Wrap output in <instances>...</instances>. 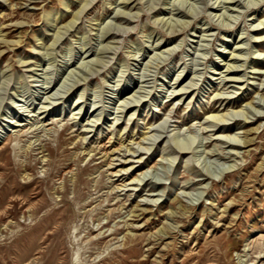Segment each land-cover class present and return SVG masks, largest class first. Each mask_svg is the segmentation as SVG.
<instances>
[{
  "label": "rangeland",
  "instance_id": "obj_1",
  "mask_svg": "<svg viewBox=\"0 0 264 264\" xmlns=\"http://www.w3.org/2000/svg\"><path fill=\"white\" fill-rule=\"evenodd\" d=\"M61 1L0 0V264H264V0Z\"/></svg>",
  "mask_w": 264,
  "mask_h": 264
},
{
  "label": "bare ground",
  "instance_id": "obj_2",
  "mask_svg": "<svg viewBox=\"0 0 264 264\" xmlns=\"http://www.w3.org/2000/svg\"><path fill=\"white\" fill-rule=\"evenodd\" d=\"M93 2V0H80V4L79 5H82V8H81V10L79 11V12H77L74 16H73V19H72V21L68 24V25H66L65 26V29H66V31H68L69 29H71L72 27H74V25L76 24V21L79 19V16H80V14L91 4ZM60 5H61V10H63V12H61L60 14H59V11H54V10H46L45 12H44V18H45V20L47 21V25H45V28H46V30H50V29H53L54 27H55V25L59 22V21H61V22H63V19L65 18V14L68 12V8H70L72 5H73V2H71L70 0H62L61 2H60ZM31 6V5H30ZM67 10V11H66ZM59 28V27H58ZM255 30V29H254ZM63 32H61V30L60 31H58L57 32V36H56V39H55V41H54V43L51 45V46H54L55 45V43L58 41V39H59V37H60V35L62 34ZM1 37V36H0ZM48 39V37L47 36H40V40H44V41H46ZM43 43V42H42ZM51 50V49H50ZM52 50H53V48H52ZM52 52H49V54H51ZM237 56V55H236ZM235 55H233V57H232V60L231 61H234V62H237V60H238V58L236 57ZM233 64V63H232ZM236 68V66H231V64L228 66V70H227V72H229V74H232V73H236L237 72V70L235 69ZM215 74H218L217 72H215ZM20 77V76H19ZM18 77V78H19ZM178 77V76H177ZM21 78V77H20ZM224 81V80H223ZM228 81V80H227ZM230 82H236V83H240V81L241 80H239V79H231V80H229ZM245 82V81H244ZM249 83V82H248ZM179 85H181V83L179 82L178 83V86ZM180 90H184V88H182V89H180ZM186 90V89H185ZM174 93V92H173ZM184 93H186V92H184ZM183 93V94H184ZM137 95V94H136ZM182 95V94H181ZM219 95H222V94H217V97L219 96ZM185 96V95H184ZM260 97V96H259ZM221 98H219L218 100H220ZM226 99V98H225ZM223 104V103H222ZM232 105V104H231ZM231 105H230V103L228 104V105H226L225 106V108L224 109H222V110H215V111H213V112H217L216 114L215 113H212V114H207V117H206V120H207V122L206 123H208L209 124V126H208V128L209 127H212V129L214 128V129H216L215 127L216 126H218L220 123H226L228 120H231L232 118H235V117H240L241 116V113H243L242 115L245 117L244 118V121H243V119H242V121H243V123H244V125H245V127H243V128H248L251 124H253L254 122L252 121V122H249V121H247L248 119H249V117L248 116H245L246 114L244 113V112H242L241 110H238V111H234V110H232V109H230V107H231ZM228 107H229V109H228ZM233 108H234V104H233V106H232ZM225 110V112H223ZM250 111V110H249ZM63 113H65V117H64V120H65V118L67 117V111H65V112H63ZM259 114V113H258ZM35 115V114H34ZM205 117V116H204ZM242 117V116H241ZM261 117H264V116H258V118L256 119L257 121H258V119L259 118H261ZM163 122V121H162ZM11 123H14V124H16L17 126L16 127H23V126H25L23 123H18V122H11ZM161 123V122H160ZM228 123V122H227ZM28 125V124H27ZM152 127H153V125H151V127H149L148 129H151V131H149V132H146V133H144L143 134V137L141 138V141L140 142H138V143H135V144H138L139 146V148H141V145H142V143L144 142V141H150L153 137H154V134H152L153 132H154V130H152ZM220 127V126H219ZM219 127H218V129H219ZM211 129V130H212ZM213 129V130H214ZM259 130V128H257V129H252V130H247L245 133H246V135L243 137V139L240 141V140H235L234 138H232L231 137V139H233V140H231L230 138H226V137H228V136H226L225 137V139L227 140H231V141H226V140H219L220 142L222 141V143L223 142H225V143H229V147H231L234 151L235 150H241L242 148H246V147H249L250 146V143H252L253 142V138H249V133H252V132H254V133H257V131ZM13 131V130H12ZM85 131V130H84ZM89 131V130H88ZM126 131V130H125ZM210 131V130H209ZM221 131V130H220ZM11 132V131H10ZM157 132H159V131H157ZM2 133V132H1ZM27 136V135H26ZM239 136H240V134H239ZM1 137V136H0ZM8 137V136H7ZM156 137V136H155ZM220 137H224V136H220ZM217 139V138H216ZM218 139H219V137H218ZM236 139H238L237 137H236ZM0 140H2V139H0ZM112 140V139H111ZM140 140V139H139ZM217 141V140H216ZM145 143V142H144ZM130 144V143H129ZM133 147V146H132ZM113 148V147H112ZM114 149V148H113ZM141 149H145V150H148V148L146 147V148H141ZM186 149H183V148H179L178 150H177V152L178 153H180L181 155H183V154H187L186 153V151H185ZM111 151V150H110ZM121 151H123L124 152V156H126V154H128L127 156L128 157H130V158H138V160H137V162H139V163H141L142 161V154H140V155H138V156H136L135 157V154L138 152V150H136L134 147L131 149V148H129V146H124V143H120V147L118 148V150H114V152L113 153H118V156L120 155V152ZM175 151V150H174ZM217 151V150H216ZM90 152H94V150H92V151H90ZM90 152L88 153V155H90ZM109 152V151H108ZM112 152V151H111ZM230 154H232V153H230ZM237 153H234L233 152V154L232 155H236ZM108 155V154H107ZM140 156V157H139ZM112 158V157H111ZM110 158V159H111ZM109 159V160H110ZM125 159V158H124ZM126 161L125 162H122V164L121 165H124V164H128V161H129V163H131L130 162V159H125ZM124 161V160H123ZM133 161V160H132ZM142 164V163H141ZM112 165V163L111 164H109V166H111ZM135 165V164H134ZM119 167V166H118ZM143 167V166H142ZM141 167V168H142ZM133 169L134 167H128V168H122L121 170H119V171H117L116 172V176H117V174L118 173H122L121 175H125V173H127L128 171L130 172V169ZM117 170V169H116ZM108 171V170H107ZM115 174V173H114ZM138 175V174H137ZM143 175V174H142ZM121 177V176H120ZM122 178V177H121ZM123 179V178H122ZM124 180V179H123ZM142 181V178L141 177H139V176H137V177H135V178H132V180L130 181V183L129 184H124L123 185V187H127V186H132V185H134V186H138L139 185V183ZM114 185V184H113ZM119 189V188H118ZM123 189V188H122ZM121 190V189H120ZM125 191V190H124ZM129 191V190H128ZM135 190H133V192H134ZM152 196H155V195H153L152 194ZM158 200H154V201H152V202H154L155 203V205H156V203H158L157 202ZM145 205H151V202H149V201H147L146 203H145ZM194 210V207H186V206H184V207H182V209L179 211V212H177V211H171V214L172 215H175V214H180V215H182V216H185L187 213H189V212H191V211H193ZM211 211V210H210ZM135 213V211L133 212H130V214H129V216H133V214ZM132 214V215H131ZM169 230H171L170 229V226H163V228L162 229H160L159 231H158V235H160V236H166L167 234H168V231ZM232 252V251H231Z\"/></svg>",
  "mask_w": 264,
  "mask_h": 264
}]
</instances>
